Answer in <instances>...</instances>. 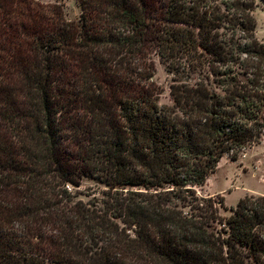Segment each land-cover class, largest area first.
<instances>
[{"label":"trees","instance_id":"trees-1","mask_svg":"<svg viewBox=\"0 0 264 264\" xmlns=\"http://www.w3.org/2000/svg\"><path fill=\"white\" fill-rule=\"evenodd\" d=\"M76 1L0 0V264H264V196L197 194L264 140V0Z\"/></svg>","mask_w":264,"mask_h":264},{"label":"rangeland","instance_id":"rangeland-1","mask_svg":"<svg viewBox=\"0 0 264 264\" xmlns=\"http://www.w3.org/2000/svg\"><path fill=\"white\" fill-rule=\"evenodd\" d=\"M35 1L60 5L67 20L78 21L80 18L81 10L76 0ZM253 15L256 20V37L264 43V4L260 1ZM153 62L152 80L160 89L159 104L170 105L169 91L173 76L165 70L156 56L153 57ZM98 189L100 186L95 182L84 179L81 187L78 190L72 189V192H76V199L86 202L90 198L85 194L97 193ZM197 194L221 202L223 206L219 207V214L225 218L231 215V208L235 207L239 198L247 195L264 196V140L236 157L222 158L215 172L208 176L203 186L197 188Z\"/></svg>","mask_w":264,"mask_h":264}]
</instances>
